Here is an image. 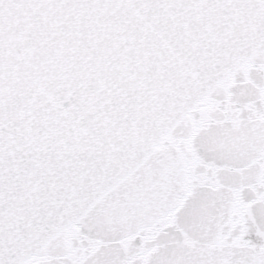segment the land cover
Returning a JSON list of instances; mask_svg holds the SVG:
<instances>
[{
  "label": "water",
  "instance_id": "95a60500",
  "mask_svg": "<svg viewBox=\"0 0 264 264\" xmlns=\"http://www.w3.org/2000/svg\"><path fill=\"white\" fill-rule=\"evenodd\" d=\"M0 264H264V0H0Z\"/></svg>",
  "mask_w": 264,
  "mask_h": 264
}]
</instances>
